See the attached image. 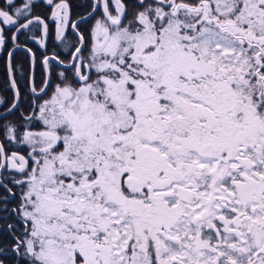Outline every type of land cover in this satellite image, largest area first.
Listing matches in <instances>:
<instances>
[{
  "label": "snow or ice",
  "instance_id": "6c2138e0",
  "mask_svg": "<svg viewBox=\"0 0 264 264\" xmlns=\"http://www.w3.org/2000/svg\"><path fill=\"white\" fill-rule=\"evenodd\" d=\"M0 264H264V0H0Z\"/></svg>",
  "mask_w": 264,
  "mask_h": 264
},
{
  "label": "trees",
  "instance_id": "16d2710c",
  "mask_svg": "<svg viewBox=\"0 0 264 264\" xmlns=\"http://www.w3.org/2000/svg\"><path fill=\"white\" fill-rule=\"evenodd\" d=\"M82 2L83 0H73L74 5L82 3ZM2 82H3V61L0 60V83Z\"/></svg>",
  "mask_w": 264,
  "mask_h": 264
}]
</instances>
